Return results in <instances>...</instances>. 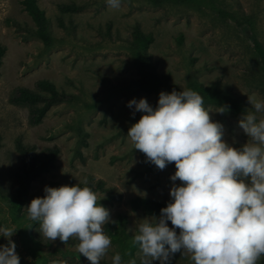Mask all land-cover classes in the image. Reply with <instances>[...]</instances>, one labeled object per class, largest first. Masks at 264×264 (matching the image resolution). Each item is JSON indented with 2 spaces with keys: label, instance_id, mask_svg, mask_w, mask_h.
Segmentation results:
<instances>
[{
  "label": "rangeland",
  "instance_id": "obj_1",
  "mask_svg": "<svg viewBox=\"0 0 264 264\" xmlns=\"http://www.w3.org/2000/svg\"><path fill=\"white\" fill-rule=\"evenodd\" d=\"M21 1L0 0V45L7 49L0 66V225L16 231L11 239L21 264H90L79 253L75 236L66 244L59 238L44 237L39 223L28 218L26 208L32 199L44 195L45 186H71L81 181V187H91L97 203L110 210L111 221L104 229L112 244L100 264H113L117 253L127 264L131 252L110 232L132 238L130 229L139 220L158 217L134 210L131 200L147 197L168 202L173 183H181L170 179L176 171L174 162L163 170L146 163L145 154L134 149L127 136L143 115L137 112L133 117L128 102L147 98L154 107L158 103L154 94L138 91L134 84L139 73L130 44L133 26L139 24L144 32L154 34L150 52L160 73H170L172 82L181 87L200 80L233 92L246 111L252 108L249 97L264 100V69L255 50L256 41L264 45V0L161 5L152 0H121L118 8L107 0H38L55 34L49 48L32 36L35 24ZM73 2L86 7L77 13L60 11V5ZM59 17L71 29L62 28ZM180 35L184 36L181 43L177 40ZM40 80L78 93L81 100L53 105L35 125L32 112L41 104H17L11 99L20 88L38 91ZM211 115L224 125L225 140L236 147L247 143L249 137L238 124L243 114ZM258 115L264 118L263 113ZM81 128L88 133L86 145L80 143L85 137ZM19 142L39 154L60 150L56 167L34 182L21 208L10 200L16 173L28 162L18 149ZM6 243L0 237V245ZM190 257L187 252L176 253L171 264H194ZM141 258L137 246L136 264H141ZM259 264H264V257Z\"/></svg>",
  "mask_w": 264,
  "mask_h": 264
},
{
  "label": "clouds",
  "instance_id": "obj_2",
  "mask_svg": "<svg viewBox=\"0 0 264 264\" xmlns=\"http://www.w3.org/2000/svg\"><path fill=\"white\" fill-rule=\"evenodd\" d=\"M107 3L118 8L121 0ZM249 102L252 108L238 122L249 140L240 147L224 139V125L211 115L225 113L228 106L205 105L195 90L162 91L155 107L147 98L128 102L133 117L143 114L128 130L134 149L161 170L174 162L170 179L181 182L173 183L158 217H145L130 229L141 264H171L176 253L185 252L194 264H259L264 257V118L258 115L264 113V100L249 97ZM97 199L79 181L45 186L44 195L26 208L44 237L66 244L75 236L79 253L90 264H100L112 244L104 229L111 217ZM15 232L0 225V237L7 239L0 245V264H21L11 239ZM113 264H123L119 253Z\"/></svg>",
  "mask_w": 264,
  "mask_h": 264
},
{
  "label": "trees",
  "instance_id": "obj_3",
  "mask_svg": "<svg viewBox=\"0 0 264 264\" xmlns=\"http://www.w3.org/2000/svg\"><path fill=\"white\" fill-rule=\"evenodd\" d=\"M21 2L35 24L34 27L31 28L32 36L41 39L48 48L53 46L55 34L52 31L50 19L47 17L45 10L40 7L38 0H22ZM152 2L155 5H161L164 3L181 2L199 3L208 2V0H152ZM85 7L83 3L73 2L60 5V11L62 13H77L82 11ZM222 13L225 14L224 12ZM58 21L62 28L71 29V26H69L62 17H59ZM183 37V35H180L177 38L178 42L181 43ZM154 41L155 37L153 33L144 32L139 24L133 26L130 44L139 73V76L134 79V84L138 91L154 94V96L159 99V94L162 91L171 93L174 89L176 91L192 89L202 95L205 105H227L229 109L228 112L235 116L245 112V107L241 103L239 96L233 92L223 90L217 85H206L200 80H192L186 87H181L177 83L172 82L170 73H160L158 71L157 61L150 52V47ZM6 50L4 45H0V66L2 65ZM255 50L264 69V45L256 41ZM37 87L38 91L20 88L18 93L11 99L13 103L17 104H41L35 107L32 112V123L35 125L42 122L53 105L61 102H77L81 100L80 94L59 89L49 80H40ZM79 132L81 135L85 136L81 139L80 143L86 145V136H88V133L82 128ZM18 149L26 156L28 162L16 173V185L10 200L15 207L21 208L27 203L34 182L56 167V160L60 150L58 148H52L39 154L36 152L35 148L26 147L21 142L18 143ZM101 184L102 182H100L99 185L101 186ZM168 202H162L147 197H135L131 200V206L134 210H142L147 215L159 216L160 209L166 207ZM110 234L115 241L122 243L125 250L131 252L127 260L134 259V252L138 245L133 242V238L125 235L124 239L118 231H111Z\"/></svg>",
  "mask_w": 264,
  "mask_h": 264
}]
</instances>
